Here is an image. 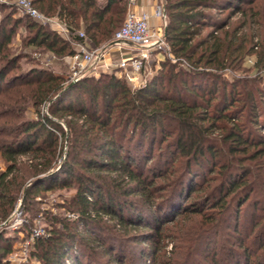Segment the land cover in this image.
Wrapping results in <instances>:
<instances>
[{
	"label": "trees",
	"instance_id": "1",
	"mask_svg": "<svg viewBox=\"0 0 264 264\" xmlns=\"http://www.w3.org/2000/svg\"><path fill=\"white\" fill-rule=\"evenodd\" d=\"M32 2L83 30L73 40L90 47L113 39L129 4ZM165 7L177 61L164 53L137 89L109 73L70 86L45 66L8 75L13 32L0 31V223L17 207L30 213L41 194L75 190L64 213L46 212L47 233L30 252L37 262L25 264H146L169 244L165 264H264V0ZM26 27L32 49L74 53L29 16ZM11 238L0 233V264ZM129 242L148 246L136 259Z\"/></svg>",
	"mask_w": 264,
	"mask_h": 264
},
{
	"label": "built area",
	"instance_id": "2",
	"mask_svg": "<svg viewBox=\"0 0 264 264\" xmlns=\"http://www.w3.org/2000/svg\"><path fill=\"white\" fill-rule=\"evenodd\" d=\"M165 2L166 0H159L152 13L146 9L139 10L135 8L133 2H130L122 25L108 43L98 47H90L81 41H76L77 47L74 53L64 56L71 67V79L78 81L84 77L98 76L100 73L106 72L126 79L128 83L137 88V86L142 87L147 83V79L142 76V70L152 51H162L173 62H176L177 59L171 54L167 42ZM16 3L27 16L69 41H72L75 36L85 37L83 30H73L57 16H49L43 13L33 4L32 0H16ZM153 18L158 19L159 23L155 24ZM111 50L118 51L119 56L110 61L107 59V53ZM248 61L253 63L254 58L251 57ZM181 65L188 67L186 62ZM69 216L71 218L76 217L74 214ZM8 221L7 219L2 222L1 226L4 225L8 229L17 227L18 223L8 225ZM23 221L26 220L23 219ZM46 233L45 227H31L26 233L23 246L26 262H29V247H32L36 238L44 236Z\"/></svg>",
	"mask_w": 264,
	"mask_h": 264
},
{
	"label": "rangeland",
	"instance_id": "3",
	"mask_svg": "<svg viewBox=\"0 0 264 264\" xmlns=\"http://www.w3.org/2000/svg\"><path fill=\"white\" fill-rule=\"evenodd\" d=\"M224 15V14H223ZM240 16H235L232 18V21H236ZM28 16L20 9L17 5L16 0H0V31L4 28L8 31L12 30V40L9 44V56L15 57L17 65L8 70V75H24L26 72L30 71L33 67L45 66L52 69L56 73H62L67 78L68 85L71 83H76L77 81L72 80V71L69 63L63 57H56L55 55L50 54L48 51L43 49H32L28 45H25V39L28 35L26 22ZM122 24V23H121ZM120 24V25H121ZM3 38V37H2ZM116 50H111L107 53L108 60H115L114 53ZM165 58L164 52L162 51H152L142 70V76L148 81L157 75L161 68L160 61ZM250 64L249 61L246 63ZM242 73V71H237ZM103 73H100V77ZM232 77L233 72H228ZM113 74V73H109ZM95 76V77H98ZM79 81V80H78ZM128 83V82H127ZM146 83V84H147ZM145 84V85H146ZM132 89L140 88L139 86L133 87L132 84L128 83ZM143 87V86H142ZM32 109L29 110L28 115L33 116L31 113ZM158 147L155 148L157 152ZM6 169V162L0 157V171ZM74 189H58L51 191L45 194H41V201L38 204H35L33 210L30 213L23 214L20 210V207H17V211L11 214L8 218V225L11 223H18L16 228L8 229L6 226L0 223V233L10 235L12 250L3 254L2 263L3 264H25L27 263L24 260L25 254L23 251L24 246V227H45L46 228V212H51L53 214L64 213L63 209L59 206L65 202L66 199L70 198L74 194ZM70 215V214H69ZM25 219L26 221H23ZM21 220V221H20ZM29 221V222H27ZM110 224H114V221H108ZM21 227V228H20ZM20 228V229H19ZM23 229V231H20ZM134 231V230H133ZM135 232V231H134ZM133 232V233H134ZM129 247L127 250L132 254L133 257H138V253L142 247L148 244H140L129 242ZM32 247H29L31 252ZM172 249V244H169L164 251H167V254L164 256L160 255L158 258H154L152 255L148 256L146 264H165L162 263L163 260L167 261V258L170 256L169 251ZM1 250V249H0ZM28 259L31 262L36 263L35 259H30V253L28 254ZM137 259V258H136Z\"/></svg>",
	"mask_w": 264,
	"mask_h": 264
},
{
	"label": "crops",
	"instance_id": "4",
	"mask_svg": "<svg viewBox=\"0 0 264 264\" xmlns=\"http://www.w3.org/2000/svg\"><path fill=\"white\" fill-rule=\"evenodd\" d=\"M130 2H133L135 8H137V9H139V10L146 9V10H148L149 12L152 13V12L154 11V9H155L157 3L159 2V0H128V3H130ZM152 20H153V22H154L155 24H158V23H159V20L156 19V18H153ZM71 42H72L73 46H74L75 49H76V47H77V44H76V43H77V42H76L75 40H73V41H71ZM118 56H119L118 51H115V53H114V57H115V59H116ZM67 62H68V61H67Z\"/></svg>",
	"mask_w": 264,
	"mask_h": 264
},
{
	"label": "water",
	"instance_id": "5",
	"mask_svg": "<svg viewBox=\"0 0 264 264\" xmlns=\"http://www.w3.org/2000/svg\"><path fill=\"white\" fill-rule=\"evenodd\" d=\"M73 84H74V83H71L70 86L73 85Z\"/></svg>",
	"mask_w": 264,
	"mask_h": 264
}]
</instances>
